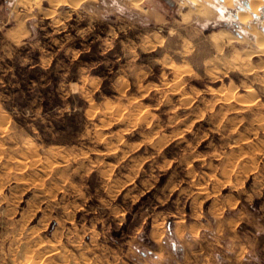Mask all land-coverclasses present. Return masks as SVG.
<instances>
[{"label":"rangeland","instance_id":"1","mask_svg":"<svg viewBox=\"0 0 264 264\" xmlns=\"http://www.w3.org/2000/svg\"><path fill=\"white\" fill-rule=\"evenodd\" d=\"M205 6L0 0V264H264V0Z\"/></svg>","mask_w":264,"mask_h":264},{"label":"bare ground","instance_id":"2","mask_svg":"<svg viewBox=\"0 0 264 264\" xmlns=\"http://www.w3.org/2000/svg\"><path fill=\"white\" fill-rule=\"evenodd\" d=\"M189 2H191L195 6L196 9H194V10H196L195 12H197V13H202V12L204 13V11H206V9H207L206 6H205V0H189ZM223 2L226 5L230 6V5H232L233 0H223ZM65 4H66V0H65ZM260 4H261V0H249V8H250V10L249 11H245V12H240L238 14L239 21H241L242 23L248 22V20H250L251 17H252L251 12L252 13L257 12L258 7H259ZM262 25L264 27V21H263ZM253 31H254V33L256 35V42H258V44H260L261 50L264 51V33H261L259 31H257L256 29H253ZM219 35L220 34L217 33V32L213 33V39L216 40V41H219V39H220ZM223 39H222V41H223Z\"/></svg>","mask_w":264,"mask_h":264},{"label":"crops","instance_id":"3","mask_svg":"<svg viewBox=\"0 0 264 264\" xmlns=\"http://www.w3.org/2000/svg\"><path fill=\"white\" fill-rule=\"evenodd\" d=\"M256 233H257V238L259 240L264 238V232L261 233L256 232ZM234 249H235V244L233 242H228L225 246L226 251H233Z\"/></svg>","mask_w":264,"mask_h":264},{"label":"trees","instance_id":"4","mask_svg":"<svg viewBox=\"0 0 264 264\" xmlns=\"http://www.w3.org/2000/svg\"><path fill=\"white\" fill-rule=\"evenodd\" d=\"M169 232H172V226H171V224L169 225Z\"/></svg>","mask_w":264,"mask_h":264}]
</instances>
